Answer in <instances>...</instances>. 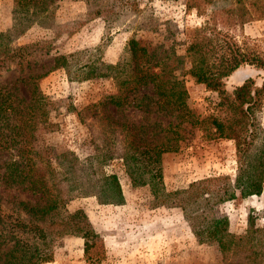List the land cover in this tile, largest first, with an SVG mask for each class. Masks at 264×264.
Listing matches in <instances>:
<instances>
[{
  "label": "rangeland",
  "instance_id": "obj_1",
  "mask_svg": "<svg viewBox=\"0 0 264 264\" xmlns=\"http://www.w3.org/2000/svg\"><path fill=\"white\" fill-rule=\"evenodd\" d=\"M233 1L0 0V33H6V50L23 47L22 65L17 59L16 63L9 61L7 69L0 64V87L13 91L12 98L26 97L22 79L40 74L35 83L43 95L45 114L31 143L37 151L33 155L36 169L48 178L50 192L59 194V210L81 207L89 216L105 246L99 264H223L217 242H202L193 232L196 220L186 219L180 207L154 205V193L182 188L211 175L235 177L234 140L208 137L203 123L192 125L189 119L180 121L162 114L152 105L155 96L150 86L133 93L134 99L142 94L151 98L144 101L150 104V111L137 108L134 100L119 107L103 103L118 92L106 64L127 58L128 41L134 37L153 52L161 66L171 67L182 80L191 114L201 118L215 112L217 92L197 83L187 72L186 34L205 18L219 14L216 23L221 32H227L243 52L264 58V16H256L259 13L250 0H244L253 16L241 26L219 17L239 13ZM103 6L109 11L98 9ZM209 54L215 61L211 49ZM263 78L262 67L246 63L223 80L231 91L247 79L260 85ZM133 94L129 93V99ZM256 116L259 129L250 152L254 159L264 146V97ZM171 119L174 133L164 128ZM139 124L142 129L137 132ZM144 134L153 142L177 146L161 153L162 179L157 183V177L150 175L154 163L142 167L141 157H137V165L132 160L137 155L134 145ZM16 140L19 142L18 136ZM18 144L14 140L0 148V164L17 158ZM40 195L23 185L4 187L0 180V203L7 213L33 216V206L45 204ZM219 211L228 217L229 231L237 238L245 236L249 219L264 232V183L259 194L244 195L236 190L234 198L220 203ZM40 264H89L83 254V238L71 234L56 238L53 259Z\"/></svg>",
  "mask_w": 264,
  "mask_h": 264
},
{
  "label": "trees",
  "instance_id": "obj_2",
  "mask_svg": "<svg viewBox=\"0 0 264 264\" xmlns=\"http://www.w3.org/2000/svg\"><path fill=\"white\" fill-rule=\"evenodd\" d=\"M198 1L212 4L216 0ZM28 2L30 0H25V3ZM233 3L237 5L239 13L220 14L219 17L230 19L232 24L241 26L253 15L248 14L244 0H234ZM250 3L259 13L255 15L263 17L264 0H250ZM98 9L109 11L105 6ZM231 9L236 10L234 7ZM218 15L212 14L198 27L190 28L186 34L185 48L190 59L187 72L197 83H202L207 89L217 92L218 100L213 105L215 112L201 118L199 115L191 114L186 105L187 90L182 80L173 73L171 67L167 69L168 66H161L153 52L134 37L128 41L127 58L115 64H106L112 70L111 75L118 84V92L109 95V99L103 104L119 107L134 100L137 108L144 112L150 111L152 110L150 104L144 102L150 98L147 94L134 99L137 91L150 86L155 96V104L152 105H155L154 107L162 114L180 121L189 119L192 125L203 123L205 129L208 127V137L233 139L238 161V172L235 177L228 174L211 175L191 181L182 188L167 191L163 189L159 194L156 191L154 195L157 201L154 205L180 207L186 219L196 220L197 226L193 232L202 242H217L223 264H264L262 228L257 226L253 219H249L245 236L237 238L229 231L228 217L219 211L220 203L234 198L236 190L244 195L259 194L262 191L264 146L257 156L255 155L256 159L250 157V152L259 129L256 111L264 97V78L260 85L253 79H247L231 91L226 89L223 78L246 63L264 69V58L243 52L231 36L227 37V32H221L216 23ZM218 20L221 21L220 18ZM5 35V32L0 33V47H3L0 48L2 49L0 64L7 69L10 67L9 61L17 59L19 65H22L23 47L6 50L7 44L3 42ZM210 49L215 59L213 62L210 60ZM218 50L220 53L216 54ZM63 58L65 57H61ZM39 76L40 74H34L22 79L28 91L26 97L12 98L13 91L2 90L0 87V148L10 146L14 140L15 143H19L15 146L17 158L0 164L4 167L0 171V180L4 187L23 185L32 193L40 192L41 199H45L42 206H33L34 212L31 217L15 211L7 213L0 203V264H40L51 261L56 238L66 234L83 238L84 258L89 264H99L105 257V246L102 236L94 229L89 216L81 207L72 211L59 210V194L50 192L48 178L36 169L33 155L37 151L31 143L33 134L43 122L45 114L43 95L35 83ZM129 93H134L133 98L129 99ZM188 117L194 118V121ZM172 122V119L168 120L164 128L174 133L175 125ZM135 128L137 132L141 131L139 128L142 129L140 124ZM145 135H139L138 142L134 145L137 155L132 156V160L134 165H137V157H141L142 167L154 163L150 175L157 177L154 181L157 183L162 179L158 165L161 153L175 150L177 146L163 141L153 142ZM17 136L19 142L16 140ZM21 160L25 161L22 166ZM46 168L50 169L48 163ZM111 178L119 187L115 177ZM41 216L44 217L37 221Z\"/></svg>",
  "mask_w": 264,
  "mask_h": 264
}]
</instances>
